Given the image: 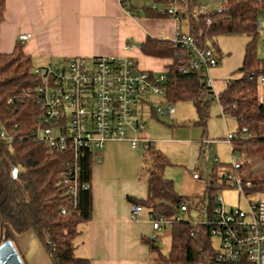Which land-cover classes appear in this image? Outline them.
<instances>
[{
  "label": "trees",
  "instance_id": "1",
  "mask_svg": "<svg viewBox=\"0 0 264 264\" xmlns=\"http://www.w3.org/2000/svg\"><path fill=\"white\" fill-rule=\"evenodd\" d=\"M154 1L162 7H145L146 16L172 17L166 5L174 2L181 6L180 19L188 17L195 42L202 48H211L218 63L221 53L214 41L216 36L246 34L249 37L239 68L240 76L230 78L226 89L217 94L218 98L205 80L204 66L199 64L182 72L194 58L186 46L149 35L139 47L146 55L171 60L166 64L164 96L170 102L191 100L197 112V125L206 130L211 104L216 99L226 113L236 118L237 131L231 137L233 153L247 143L264 140L261 133L264 102L259 97L257 79L251 78L264 71V59L258 54L256 23L264 3L223 0L218 7L209 9L206 4L207 8L201 10L204 4L199 0ZM4 13L5 0H0V23ZM34 68L32 57L24 51L21 41L12 52H0V244L7 239L15 242L16 235L33 230L53 264H91L88 257L77 254L76 242L93 215V159L89 155L80 160L79 188L74 197L70 187L63 183L68 171L63 163L69 154L50 150L34 134L41 113L37 101L40 78ZM146 151L145 160H150L147 197L129 196V199L142 204L150 214L168 218L181 215V218L170 228L171 247L167 254L163 253L157 238L143 236V241L149 244L157 259L168 264H215L216 249L209 222L213 217V196L225 188L222 175L214 170L206 180L203 195L189 199L176 191L173 179L164 175L171 163L167 154L154 144ZM84 183H89L90 187L84 188ZM254 187L264 188V181L253 182ZM182 202L188 204L187 212L190 206L196 208L202 220L184 215L186 211L180 209ZM17 249L21 254L18 246Z\"/></svg>",
  "mask_w": 264,
  "mask_h": 264
},
{
  "label": "crops",
  "instance_id": "2",
  "mask_svg": "<svg viewBox=\"0 0 264 264\" xmlns=\"http://www.w3.org/2000/svg\"><path fill=\"white\" fill-rule=\"evenodd\" d=\"M208 1L218 7L223 0ZM138 2L128 0L123 5L121 0H5L4 18L0 23V52H12L17 42L21 41L35 67L74 56H129L141 68L154 73L160 72L164 67L159 62L166 67L171 60L146 55L142 53L139 44L149 35L173 39L177 30L190 34L189 21L186 29L182 30L180 21L173 17L146 16L145 7H162L156 5L154 0L141 7H138ZM25 33L30 34V37L20 40V35ZM209 74L213 76L212 88L215 94L224 91L230 79L224 77L228 74V68L222 64ZM258 91L260 100L264 102V85L259 86ZM143 105L144 103L141 105L142 109ZM151 115L157 116L153 108ZM231 119L236 120L223 110L217 99L213 101L207 128L203 129L199 144L194 140L190 142L192 149H199L201 155L204 140L209 139L207 148L213 149L214 144L218 143L216 140L221 138L230 144L232 150L231 137L237 130L231 131ZM119 142L121 141L107 142L97 152L100 160H93V215L77 238L76 252L88 257L91 264H168L157 259L149 244L142 239L143 236L155 235L160 244L159 240L162 238V231H156L152 227L149 211L144 208L137 220L130 217L132 201L129 196L147 197L148 176L143 175L141 156L136 152L130 153L128 157L132 162L131 168H112V161L122 155L106 147L109 143ZM152 142L156 146L153 140ZM126 143L135 150L129 142ZM103 154L105 160L102 159ZM14 243L20 249L25 264H53L33 230L16 235ZM162 251L168 253L163 249Z\"/></svg>",
  "mask_w": 264,
  "mask_h": 264
},
{
  "label": "built area",
  "instance_id": "3",
  "mask_svg": "<svg viewBox=\"0 0 264 264\" xmlns=\"http://www.w3.org/2000/svg\"><path fill=\"white\" fill-rule=\"evenodd\" d=\"M259 1L264 3V0ZM126 2L121 0L123 5ZM166 7L172 11V17L180 21L178 5L170 2ZM206 8L203 5L201 10ZM256 23L259 35L264 39V7ZM29 37L28 33L21 34L20 40ZM172 40L175 44L186 46L194 56L189 65L181 69L182 72L199 64L204 66L205 80L212 88L213 79L209 70L218 64L213 50L200 47L191 34L179 30ZM34 73L40 78L37 101L41 106L34 134L50 150L69 154L63 163L68 168L63 183L70 187L74 197L79 188L78 174L82 158L90 155L93 160H100L97 152L110 141L129 142L132 148L142 146L144 150L153 144L142 133L146 121L141 105L147 102L149 96L165 95L166 71L154 73L143 69L129 56H74L58 63L37 66ZM251 78H256L259 86L264 85V71L251 75ZM152 108L157 116L175 117V109L171 104ZM209 144V139L204 140L202 149L205 150ZM233 165V171L221 174L222 182L225 187H236L245 195L247 208H228L220 193L213 196L210 233L212 237L220 239L215 264H264V199L252 200L254 192L245 193L246 188H252L253 182L241 181L237 163ZM194 177L200 176L194 173ZM83 187L89 188L90 184L84 183ZM180 209L187 211L188 204L182 202ZM143 210L142 204L132 202L131 219L137 220ZM149 218L153 229L158 231L171 228L181 215L168 218L151 213ZM153 238L157 237L153 235Z\"/></svg>",
  "mask_w": 264,
  "mask_h": 264
},
{
  "label": "rangeland",
  "instance_id": "4",
  "mask_svg": "<svg viewBox=\"0 0 264 264\" xmlns=\"http://www.w3.org/2000/svg\"><path fill=\"white\" fill-rule=\"evenodd\" d=\"M137 1H139L137 3L138 7L151 3V0ZM199 2L201 5H209V9L214 8V4L208 0H199ZM178 7L179 9L182 8L179 5ZM188 21V17L181 18L180 23L182 30L186 29ZM248 39L249 37L246 34H220L216 36L214 41L220 49V63L211 66L209 72L223 64L228 68V76L226 75L224 77H239V68L243 62ZM263 40L262 36L259 35L257 40L258 54L264 59ZM159 64L161 67H164L162 71H166L164 63L160 61ZM159 71L162 72L161 70ZM160 72L157 71L156 73ZM211 77L213 79V76ZM168 104H171L175 109V117L173 119L167 116L151 115L152 107H165ZM143 112L146 121L143 134L150 136L155 142L156 147L161 149L169 157L171 163L165 168L164 175L174 180L175 189L179 194L187 196L189 199L203 195L206 180L209 175L212 174L214 170L220 175L225 172L233 171L234 163L241 165V168L237 170L241 181H264V140L247 143L237 148L235 153H233L230 144L220 138L216 140L218 143L214 144L213 149H202L200 155V150L197 149L194 151L190 145L192 140L199 144L200 137L204 133L203 128L195 123L197 112L191 100L170 102L165 96L152 95L148 97L147 102L144 103ZM229 127L232 132L237 130V122L235 119L230 120ZM261 133L264 134V123L262 124ZM106 148L116 150L122 155V157H116L112 161V168H131L132 162L130 158H128L130 153L136 152L140 154L142 173L144 176H148L150 160H144V155L145 157L147 156V151L144 150L142 146L133 150L127 143L119 142L109 143ZM94 154L97 155L96 152H94ZM102 159L105 160L104 154L102 155ZM194 173H198L200 178H194ZM250 192H254V195L251 197L252 200L264 199L263 187L245 189L246 194ZM218 193L222 195L228 208H247L245 195L236 187H225ZM184 215H190L196 221L202 220L199 216V211L193 206H190L189 212L186 211ZM206 217L204 219H206ZM158 231H162V238L159 240L160 245L164 251L168 252L171 247V229L167 227ZM212 243L214 249L218 250L220 247V239L213 236ZM197 264L202 263L198 262Z\"/></svg>",
  "mask_w": 264,
  "mask_h": 264
},
{
  "label": "water",
  "instance_id": "5",
  "mask_svg": "<svg viewBox=\"0 0 264 264\" xmlns=\"http://www.w3.org/2000/svg\"><path fill=\"white\" fill-rule=\"evenodd\" d=\"M17 169H14L16 175ZM0 264H25L19 250L12 239L0 244Z\"/></svg>",
  "mask_w": 264,
  "mask_h": 264
}]
</instances>
